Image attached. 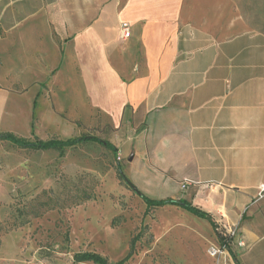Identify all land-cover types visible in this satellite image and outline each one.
Listing matches in <instances>:
<instances>
[{
  "label": "crops",
  "instance_id": "crops-1",
  "mask_svg": "<svg viewBox=\"0 0 264 264\" xmlns=\"http://www.w3.org/2000/svg\"><path fill=\"white\" fill-rule=\"evenodd\" d=\"M64 103L108 120L141 193L206 215L158 207L212 230L209 262L264 264V0H0V127Z\"/></svg>",
  "mask_w": 264,
  "mask_h": 264
},
{
  "label": "rangeland",
  "instance_id": "rangeland-1",
  "mask_svg": "<svg viewBox=\"0 0 264 264\" xmlns=\"http://www.w3.org/2000/svg\"><path fill=\"white\" fill-rule=\"evenodd\" d=\"M62 108L39 105L31 131H0L107 139L110 125L100 113L88 119L85 109ZM117 155L95 142L32 152L0 140V264H94L75 262L81 252L112 262L127 256L122 264H212L208 259L219 254L210 255L212 230L178 211L146 210L119 179Z\"/></svg>",
  "mask_w": 264,
  "mask_h": 264
},
{
  "label": "trees",
  "instance_id": "trees-1",
  "mask_svg": "<svg viewBox=\"0 0 264 264\" xmlns=\"http://www.w3.org/2000/svg\"><path fill=\"white\" fill-rule=\"evenodd\" d=\"M0 140L7 141L11 143L12 145L25 149L27 151H47V150H55V151H63L65 148H71L76 147L80 144H85L89 142H95L103 145L108 150L112 151L114 154L117 153L116 147L111 144L107 139H102L100 137H97L95 135L91 134H84L76 137H71L67 139H58V138H50V139H40L37 136H33V139L21 137L18 135H15L12 132L9 131H0ZM117 173L120 180H122L128 188L135 193L145 204L146 210L154 207L158 208L163 205L169 204V205H176L180 206L190 213L205 218L206 215L201 212L199 209L195 208L194 206H191L189 203H187L184 200L178 199H152L141 193L123 174L121 167H117ZM133 239L130 242V248L133 247ZM221 245H223V241L221 240ZM226 246V245H225ZM127 257V256H126ZM123 258L119 261L112 262L109 261L107 257L102 256L99 253L96 252H81L74 255V261L75 262H92L94 264H122L123 261L126 259Z\"/></svg>",
  "mask_w": 264,
  "mask_h": 264
},
{
  "label": "built area",
  "instance_id": "built-area-1",
  "mask_svg": "<svg viewBox=\"0 0 264 264\" xmlns=\"http://www.w3.org/2000/svg\"><path fill=\"white\" fill-rule=\"evenodd\" d=\"M119 32L121 38H127L130 35V25L127 22H122L119 26ZM117 158L120 160L121 157L118 154ZM185 184H182L184 187ZM264 194V184H260L257 190V198H261ZM214 230L220 239L223 241V246L228 245L230 240H232L237 234V228L233 225L226 223L221 215L220 219L214 220ZM238 245H242L243 241L239 238L237 241ZM220 252V248H213L210 252V255L215 256Z\"/></svg>",
  "mask_w": 264,
  "mask_h": 264
},
{
  "label": "water",
  "instance_id": "water-1",
  "mask_svg": "<svg viewBox=\"0 0 264 264\" xmlns=\"http://www.w3.org/2000/svg\"><path fill=\"white\" fill-rule=\"evenodd\" d=\"M131 158L129 157L128 160H130Z\"/></svg>",
  "mask_w": 264,
  "mask_h": 264
}]
</instances>
